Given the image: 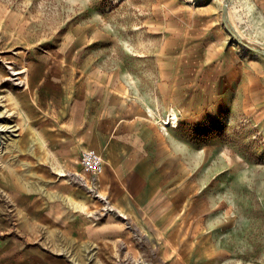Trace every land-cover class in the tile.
Returning <instances> with one entry per match:
<instances>
[{
  "label": "rangeland",
  "instance_id": "374dc122",
  "mask_svg": "<svg viewBox=\"0 0 264 264\" xmlns=\"http://www.w3.org/2000/svg\"><path fill=\"white\" fill-rule=\"evenodd\" d=\"M89 43L155 97L158 119L178 113L189 169L204 175L198 187L190 176L178 232L103 210L105 196L115 206L85 150L57 170L48 104L65 117L66 103L42 85L75 74L70 48ZM61 182L73 189L57 193ZM69 212L117 215L130 235H69L56 218ZM14 241L28 264H264V0H0V243ZM41 246L49 258L33 256Z\"/></svg>",
  "mask_w": 264,
  "mask_h": 264
},
{
  "label": "crops",
  "instance_id": "0c3cea01",
  "mask_svg": "<svg viewBox=\"0 0 264 264\" xmlns=\"http://www.w3.org/2000/svg\"><path fill=\"white\" fill-rule=\"evenodd\" d=\"M93 45L79 44L85 51H78L77 46L70 48L72 58L68 60L79 73L76 70L66 78L51 74L43 82V97H55L51 93L60 91L61 101L66 103L65 117L56 102L48 104V112L54 114L53 131L48 134L51 157L62 175L64 167L80 165L81 151L100 153L104 167L98 175L99 183L120 214L144 230L158 225L163 231L178 232L182 211L187 208L184 202L187 205L190 176L194 179L192 185L198 187L204 184L199 181L204 175L189 169L187 144L182 148L186 137L176 132L179 123L158 119L155 97L143 92L125 73L109 68ZM55 188L57 193L73 189L65 182L55 184ZM28 196L21 201L33 200ZM52 198V209L57 210L61 205L59 196ZM31 213L35 215V211ZM61 214L56 218L65 219L69 235L75 236L78 229L84 237L130 235L117 215L89 223L85 217L70 212L63 217ZM31 229L36 232L34 226ZM40 248L43 246L33 249V256L44 258L46 253H39ZM27 253L15 241L0 243V264H11L16 258L20 264H28L32 255L26 256L27 261L22 257Z\"/></svg>",
  "mask_w": 264,
  "mask_h": 264
},
{
  "label": "built area",
  "instance_id": "2783aa9c",
  "mask_svg": "<svg viewBox=\"0 0 264 264\" xmlns=\"http://www.w3.org/2000/svg\"><path fill=\"white\" fill-rule=\"evenodd\" d=\"M81 163L83 168L89 172L92 173L94 176V181L97 177V175L103 170L104 167V159L103 156L93 150H85L82 154ZM106 200V202H109L108 207H103V210H114L116 209L113 207V205L110 203L108 196L103 197V201Z\"/></svg>",
  "mask_w": 264,
  "mask_h": 264
},
{
  "label": "bare ground",
  "instance_id": "6f19581e",
  "mask_svg": "<svg viewBox=\"0 0 264 264\" xmlns=\"http://www.w3.org/2000/svg\"><path fill=\"white\" fill-rule=\"evenodd\" d=\"M21 71H15L14 74H17V73H20ZM178 113L176 111V109L172 108L170 109V112H169V117L166 118V123H175L177 124L178 122ZM167 125V124H166ZM16 129V128H15ZM124 216V215H123ZM35 237V236H34ZM53 237V236H52Z\"/></svg>",
  "mask_w": 264,
  "mask_h": 264
}]
</instances>
